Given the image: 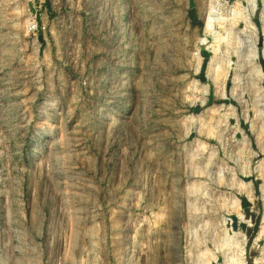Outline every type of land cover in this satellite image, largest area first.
<instances>
[{"label": "rangeland", "instance_id": "rangeland-1", "mask_svg": "<svg viewBox=\"0 0 264 264\" xmlns=\"http://www.w3.org/2000/svg\"><path fill=\"white\" fill-rule=\"evenodd\" d=\"M0 264H264V0H0Z\"/></svg>", "mask_w": 264, "mask_h": 264}]
</instances>
